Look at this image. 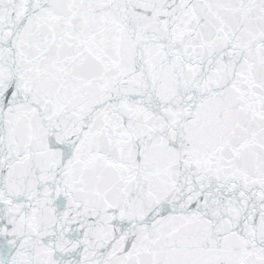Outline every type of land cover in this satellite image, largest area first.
Wrapping results in <instances>:
<instances>
[{
  "label": "snow or ice",
  "instance_id": "1",
  "mask_svg": "<svg viewBox=\"0 0 264 264\" xmlns=\"http://www.w3.org/2000/svg\"><path fill=\"white\" fill-rule=\"evenodd\" d=\"M0 264H264V0H0Z\"/></svg>",
  "mask_w": 264,
  "mask_h": 264
}]
</instances>
